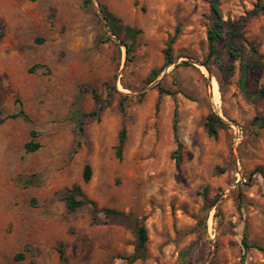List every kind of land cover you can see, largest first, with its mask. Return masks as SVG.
Returning a JSON list of instances; mask_svg holds the SVG:
<instances>
[{"label": "rangeland", "instance_id": "rangeland-1", "mask_svg": "<svg viewBox=\"0 0 264 264\" xmlns=\"http://www.w3.org/2000/svg\"><path fill=\"white\" fill-rule=\"evenodd\" d=\"M95 2L0 0V115L22 108L30 119L0 124V264H62L60 248L68 264H128L132 230L102 213L93 225L90 206L70 211L63 192L77 186L99 209L144 219L147 258L133 264H264L263 251L242 245L264 246V129L251 125L264 116V69L227 52L237 44L245 59L264 56L256 0H220L244 40H219L218 60L208 56L210 0ZM101 7L141 30L130 55ZM93 90L105 110L80 131L74 116L96 109ZM211 113L228 124L217 138L205 130ZM33 132L41 147L27 153Z\"/></svg>", "mask_w": 264, "mask_h": 264}, {"label": "trees", "instance_id": "trees-1", "mask_svg": "<svg viewBox=\"0 0 264 264\" xmlns=\"http://www.w3.org/2000/svg\"><path fill=\"white\" fill-rule=\"evenodd\" d=\"M219 3L220 0H210V7L212 12V26L207 32V39H208V47H209V59L214 58L215 60H218L220 57V53L217 50L216 44L219 40H223L225 36H232L236 40H244L242 32H240V26L233 25L229 22H225L222 18L221 11L219 9ZM84 7H89L91 5L90 0H83ZM101 10L105 16V18L108 21V24L111 28V30L114 32L115 35H117L119 38L122 34H124L128 39H131V43L127 42L126 40H123V43H125L127 48V53L130 55L134 51L135 46V40L136 38L142 33L141 30L131 28L129 26H125L122 24L121 20L118 19L115 15L110 13L106 8L101 7ZM264 14V2L263 0H256V4L254 7L253 12L251 13L252 16H258ZM175 37L171 38L168 42L167 49L165 50V66L170 65L173 61L172 57V44L175 41ZM109 40V38H108ZM243 45H237V44H228L227 45V52L230 55L232 59L241 58L243 65V68L246 70L248 68L252 69H264V56L260 57H249L248 59H245L244 56H242L241 51L243 49ZM252 52L254 54H257V51L255 48H252ZM184 65H189L188 63H184ZM158 74V71H155L153 73V78L156 77ZM166 94H171L168 90H162ZM93 97L96 102V109L89 114L85 113H76L74 118L77 120V124L79 126L80 131H83V123L82 118H91L94 117H100L101 114L105 110V105L101 103L100 97L97 94L95 90L92 91ZM248 95V94H247ZM257 98L263 101L264 103V87L256 92ZM250 97V95H248ZM17 118H24L25 120L30 121L29 117L25 114L24 110L22 108L19 109L16 113L6 114L4 116L0 115V124L4 123L10 119H17ZM251 125L253 127H256L258 129H264V116L263 117H256L252 122ZM228 128V124H226L217 114L211 113L207 116L206 122H205V130L207 134L210 137L217 138L219 135L220 130ZM174 133L175 138L177 140V150L175 151V159H176V165L179 167L180 162L178 158V154L181 149V144L178 140V128L175 123L174 125ZM33 140L26 144V152L32 153L37 151L41 145L39 142L36 141L37 133L33 132ZM126 141V130L123 128L119 134V142L116 147V156L117 158H122V152L125 146ZM257 172L261 174L264 177V168L257 169ZM92 176V168L90 165H87L84 170V182L88 183L91 180ZM63 199L66 202V205L70 211H77L82 209L83 207L90 206L92 209V224L97 225L102 223L99 214L102 213L105 216L104 224L110 223L111 221L115 222H122L126 226H128L134 236H135V245H134V252L132 255L124 258L128 264H133L137 261H144L147 258V244H148V232L144 225V219H139L135 217L131 213H125L123 211L110 209V208H103L99 209L95 202L88 199L85 194L83 193L80 186L75 187L74 189H66L63 192ZM242 245L245 250L249 248H255L257 250L264 252V246L259 244H251L247 241V238L244 237L242 240ZM60 257L62 260V264H68V260L65 256L64 250L60 248Z\"/></svg>", "mask_w": 264, "mask_h": 264}, {"label": "water", "instance_id": "water-1", "mask_svg": "<svg viewBox=\"0 0 264 264\" xmlns=\"http://www.w3.org/2000/svg\"><path fill=\"white\" fill-rule=\"evenodd\" d=\"M90 1H91V4H93L95 7H97V6H96V2H95V0H90ZM97 12H98V14H99L101 20L103 21L104 26H105L106 31H107V33L109 34V36H110L112 39H114L116 42H118V44H120L122 47H124L125 50H126V52H127L126 45H124V44H122L120 41H118V39H117V38H116V37L110 32V30H109V26H108V23H107V20H106V18H105V16H104L103 12H102L101 10H99L98 8H97Z\"/></svg>", "mask_w": 264, "mask_h": 264}]
</instances>
